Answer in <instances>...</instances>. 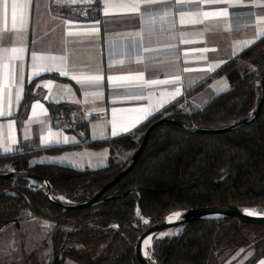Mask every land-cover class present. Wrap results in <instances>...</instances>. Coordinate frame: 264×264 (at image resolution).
<instances>
[{
	"label": "trees",
	"instance_id": "trees-1",
	"mask_svg": "<svg viewBox=\"0 0 264 264\" xmlns=\"http://www.w3.org/2000/svg\"><path fill=\"white\" fill-rule=\"evenodd\" d=\"M263 72L264 37L214 74L230 76L229 91L214 95L195 110L173 104L132 133L90 142L92 149H109L105 167L80 170L33 163L44 154L62 152V147H29L0 156V172L48 179L55 202L68 205L63 196L72 204L85 203L131 166L148 129L162 122L135 167L90 208L72 210L54 203L41 181L0 178V232L29 220L49 221L55 224L53 254L44 264H67L73 245L83 244L88 232L95 246L106 244V253L97 261L77 257V263L139 264L134 252L137 238L175 211L245 206L264 214V79L259 80ZM70 110L52 107L51 113L69 118ZM229 127L233 128L227 132H203ZM121 152L129 155L119 159ZM138 203L139 213L151 219L147 223L137 217ZM234 222L245 224L233 218L203 219L156 236L149 254L158 264H212L218 232ZM253 247L255 255L243 264H256L264 257V240ZM240 252L231 256V264L242 256ZM38 260L23 264H39Z\"/></svg>",
	"mask_w": 264,
	"mask_h": 264
},
{
	"label": "crops",
	"instance_id": "crops-1",
	"mask_svg": "<svg viewBox=\"0 0 264 264\" xmlns=\"http://www.w3.org/2000/svg\"><path fill=\"white\" fill-rule=\"evenodd\" d=\"M254 2L256 0H243L244 6L238 7L205 3L204 0H190L189 3L179 6H173L171 0L168 4L156 3L148 9L152 15L157 17L153 28L151 24L145 25L143 22L148 19L147 15L142 19L135 13H123L121 10H113L120 14L105 15L104 4L101 0H76V3L66 6L57 5L55 0H32L25 16L26 30L22 43L27 47L28 54L25 57L22 71L19 63L17 64V79L22 78L23 80L22 99L18 105H13L11 116L0 117V125L5 126L0 129V141L8 134L7 124L12 123L11 135L15 137L16 143L11 145L13 149L11 152H4L3 145L0 144V156L22 153L24 148L29 147L34 150L62 147L64 148L62 152L44 154L35 159L33 163L66 165L73 168H78L76 164H83L85 168H92L91 165H94L93 168L107 166L110 158L109 149L95 150L88 144L132 133L152 117L140 123L131 132L112 136L109 121L112 119L114 108L117 110L131 109L146 105L149 101L125 99L128 90L114 87V82L110 81L109 77L135 76L143 73L145 79H165L180 75L183 77L182 94L155 115L173 104H180V107L190 110L199 108L216 95L215 88L223 87V82L226 81L228 87L232 85L230 76L215 77L214 74L263 38L259 36L257 19L264 17V7H253ZM258 2L264 3V0H258ZM197 6L203 11L228 7L230 17L228 20L209 18L203 23L189 22L190 19L199 18L195 13ZM168 8H171L175 15L161 21L160 15ZM179 11L192 15L190 17L186 15L184 23H180ZM65 20L72 21L74 31L86 30L99 21V32L93 36L67 37ZM173 20L175 21L174 26L171 23ZM7 26L11 29L10 11ZM141 29H143V46L155 49L143 53L144 62L138 63L136 58L131 56L113 55V41H123L124 34L135 33ZM3 31L4 18L0 12V33ZM201 33L203 36L200 35ZM4 35V46H13L20 42L8 33ZM184 39L191 42L185 43ZM67 41L73 42L67 43L65 47ZM244 41H247L250 46L245 45L244 50L239 51L237 46ZM204 48L209 50L204 53L198 51ZM32 51L44 54H66L71 73L99 74L103 76V80L99 86L82 87L71 79V73L70 76H63L59 72L52 71L32 77L30 68ZM237 51L238 54H235ZM202 56L206 59H201ZM216 64L219 66L215 68V71L203 70L209 65ZM185 67L192 68L194 71L184 72ZM30 77L31 82L29 83ZM49 82L52 84L51 89L43 86ZM203 84H206L204 89H200ZM163 87L171 90L172 86ZM97 90L103 93L99 98L91 95L86 97L84 94L85 91L95 92ZM134 91H140V89ZM148 91H153V89L145 90V92ZM155 91L159 92L160 89ZM152 102H155V98ZM37 104L42 105V108L35 107ZM52 107L76 108L79 112L99 114L101 117L97 120H87L84 117L72 115L66 118L64 113L60 116H53ZM128 115L127 112L118 113L124 123H127ZM30 121L32 122L29 123ZM40 121L45 123H40ZM49 131L66 137L68 142L46 145L45 136ZM68 158H71L72 163ZM67 159V163H62ZM60 198L63 199V196ZM30 221L34 220L6 227L0 232V236L4 235V241H9L7 235H12L13 232L18 234L22 225ZM7 246L9 242L0 245V259L8 258V250L11 246ZM12 254L16 255V253ZM261 261H264V257L256 264H260ZM4 264L14 263L9 259Z\"/></svg>",
	"mask_w": 264,
	"mask_h": 264
},
{
	"label": "snow or ice",
	"instance_id": "snow-or-ice-1",
	"mask_svg": "<svg viewBox=\"0 0 264 264\" xmlns=\"http://www.w3.org/2000/svg\"><path fill=\"white\" fill-rule=\"evenodd\" d=\"M57 5L66 6L76 3V0H55ZM103 2V12L105 15L110 14H120L113 10H121L123 13H135L139 15L142 19L145 15L148 16V19L143 20L145 25L151 24L154 28L157 17L152 15L148 9L150 6L156 3L168 4L169 0H101ZM190 0H171L173 6L183 5L189 3ZM205 3L210 4H223L230 5L232 7L244 6L243 0H204ZM32 0H0V12L3 14L4 18V31L0 33V117L11 116L13 105H18L19 101L22 99L23 93V80L17 79V64L19 63L20 69L22 71L25 57L28 54L27 47L22 43L23 34L26 30V20L25 16L30 8ZM253 7H264V3L254 2ZM9 11L11 12V29L7 26V20ZM195 13L198 14V19L189 20V22L194 23H203L204 20L209 18H222L228 20L230 17V12L228 7L219 8L212 11H203L197 6ZM175 13L171 8L165 9L160 15V20H167L170 16H174ZM192 15L191 13H185L184 11H179L180 23H184L185 17ZM172 25L174 26L175 21L173 20ZM64 24L66 26L67 37H80V36H93L99 32V21L96 22V25L91 26L90 28L83 31H74L72 29V21L65 20ZM257 26L259 27V36L264 37V17H258ZM5 33H8L10 36H14L19 43L13 46H4ZM203 36V33L200 34ZM143 29L135 33L124 34L123 41H113L112 42V53L114 56H131L135 57L138 63L144 62L143 53L154 51L155 49L145 48L143 46ZM73 41H67V43H72ZM185 43L191 42L187 39H184ZM255 41H253L254 43ZM248 45L247 41L240 42L238 47L239 51L244 50V46ZM250 46V45H248ZM171 47V46H169ZM209 49H199L198 51L204 53ZM238 54V51L235 53ZM201 59H206L205 56H202ZM30 68L31 76L38 77L44 72H59L63 76H70L71 69L67 63L66 54H44L37 53L32 51L30 53ZM111 67V65H109ZM219 65H209L204 71H215V68ZM184 72L194 71L192 68L185 67ZM71 79L75 80L82 87H92L99 86L103 80V76L99 74H84V73H71ZM109 80L114 82V87L125 88L127 94L125 99L127 100H147L148 104L133 107L131 109H113L112 110V119L109 121L111 124V135L118 136L128 132H131L136 128L140 123L147 120L150 116H154L155 113L159 112L160 109L166 107L168 103L174 100L176 97L182 94L181 89L183 85V77L180 75L171 76L165 79H145L143 73L135 76H112L109 77ZM31 82V77L29 83ZM119 82V83H115ZM49 89L52 88V84L46 83L43 85ZM163 86H172L171 90ZM215 88V86H213ZM13 89L15 92L13 93ZM135 89H140V91H134ZM147 89H153V91L145 92ZM160 89L159 92L155 91ZM227 82H223V87L215 88L216 94L220 92L229 91ZM85 96H94L99 98L103 95L102 91L89 92L85 91ZM155 98V102L152 101ZM35 107L42 108V105L37 104ZM127 112L128 120L127 123H124L118 113ZM33 115L35 116V110L33 109ZM30 121L29 123H31ZM40 123H45L40 121ZM4 125H0V129L4 128ZM8 134L5 138L0 141V144L3 145L4 152H11L13 149L12 144L16 143V139L11 135L12 123L7 124ZM49 137H52L49 139ZM68 139L62 137L59 133L48 132L45 136V144L51 143H67ZM252 215V212L248 213ZM181 213L176 212L172 216L168 217L169 222L173 220H179L181 218ZM147 223V221H145ZM260 264H264V261H261Z\"/></svg>",
	"mask_w": 264,
	"mask_h": 264
},
{
	"label": "rangeland",
	"instance_id": "rangeland-1",
	"mask_svg": "<svg viewBox=\"0 0 264 264\" xmlns=\"http://www.w3.org/2000/svg\"><path fill=\"white\" fill-rule=\"evenodd\" d=\"M128 155V152H121L118 158L125 159ZM68 159L64 160L62 163H67ZM69 160L72 163L71 158ZM102 165L103 164H101V166ZM75 166L78 167L76 169H87L83 164H76ZM92 166L94 167V165H91V167ZM93 167L91 169H95ZM20 230L21 233H19ZM20 230L18 234L13 232L12 235H7L9 241H4V235L0 236V245L9 242V246H11L8 250V258L14 264L35 262L37 259H39L37 261L39 264H44L45 261L48 262L53 254L55 224L49 221L34 219V221H30L28 224L22 225ZM260 233H263V235ZM263 240L264 226L245 225L237 222L231 223L222 228L216 236V259L212 264H231V256L236 255L239 251L243 252L242 256L233 264H243L255 255L256 251L253 247L254 244ZM12 253H16V255ZM105 253L106 244L95 246L92 232H88L86 241L83 244L73 245V253L67 264H79L75 261L77 257L97 261L102 258ZM8 258L0 259V264H4L9 260ZM11 258H15L14 260H18V262H14Z\"/></svg>",
	"mask_w": 264,
	"mask_h": 264
},
{
	"label": "water",
	"instance_id": "water-1",
	"mask_svg": "<svg viewBox=\"0 0 264 264\" xmlns=\"http://www.w3.org/2000/svg\"><path fill=\"white\" fill-rule=\"evenodd\" d=\"M264 79V72L261 74L259 80ZM262 104L260 105L258 109V115L261 112ZM166 121V120H163ZM162 122H158L151 126L148 131L146 132L142 145L140 146L139 150L135 153L133 157V161L131 166L120 173L114 180H112L109 184H107L92 200L80 203V204H72L68 203V205L60 204L58 202H55L52 198V184L48 179L30 174V173H19V172H6L2 173L0 172V178L5 179H14V178H30L33 180L41 181L45 183L47 190H48V196L51 201H53L56 204L65 206L66 208L72 209V210H82L90 208L94 205H96L101 196L106 193L108 190H110L112 187H114L120 180H122L136 165L138 159L142 155L143 151L145 150L150 135L152 132L161 124ZM233 127L220 129V130H203V132H227L232 130ZM180 212L181 218L179 220H173L169 222L168 217L172 216L174 213ZM252 212V215H249L248 213ZM137 217L144 220V221H150L151 219L149 217H146L144 215H141L139 213V203L137 204ZM218 218H233L235 220H238L242 223L252 225V226H264V214H261L256 211V208L252 207H245V206H209V207H200V208H190L185 210H178L175 211L169 215H167L164 219L161 221H156L154 224L149 226L140 236L137 238L134 246V252L135 257L139 264H158L152 256L149 254L148 248L152 246L153 239L156 236H160L163 234H167L168 232L172 230H176L179 228H183L185 226H188L194 222L203 220V219H218ZM150 241V244L147 245V242Z\"/></svg>",
	"mask_w": 264,
	"mask_h": 264
},
{
	"label": "built area",
	"instance_id": "built-area-1",
	"mask_svg": "<svg viewBox=\"0 0 264 264\" xmlns=\"http://www.w3.org/2000/svg\"><path fill=\"white\" fill-rule=\"evenodd\" d=\"M70 111H71L70 115L77 116V117H84L87 120H97L101 117L99 114H88L85 111L79 112L76 108H71ZM63 199L66 200V202L70 203V200H68L64 197H63ZM115 227H116V225H115Z\"/></svg>",
	"mask_w": 264,
	"mask_h": 264
},
{
	"label": "bare ground",
	"instance_id": "bare-ground-1",
	"mask_svg": "<svg viewBox=\"0 0 264 264\" xmlns=\"http://www.w3.org/2000/svg\"><path fill=\"white\" fill-rule=\"evenodd\" d=\"M150 244V241L147 242V245Z\"/></svg>",
	"mask_w": 264,
	"mask_h": 264
}]
</instances>
